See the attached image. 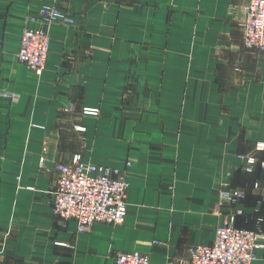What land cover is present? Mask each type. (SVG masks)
Segmentation results:
<instances>
[{"label": "crops", "instance_id": "crops-1", "mask_svg": "<svg viewBox=\"0 0 264 264\" xmlns=\"http://www.w3.org/2000/svg\"><path fill=\"white\" fill-rule=\"evenodd\" d=\"M48 1L0 0V264H116L122 251L189 264L238 208L239 227L264 233V167L245 169L264 160V51L245 46L249 0H58L76 22L52 25L38 75L18 52ZM76 153L124 170L123 222L79 232L56 216L57 167ZM222 187L246 198L222 200Z\"/></svg>", "mask_w": 264, "mask_h": 264}, {"label": "built area", "instance_id": "built-area-1", "mask_svg": "<svg viewBox=\"0 0 264 264\" xmlns=\"http://www.w3.org/2000/svg\"><path fill=\"white\" fill-rule=\"evenodd\" d=\"M40 27H27L21 36L18 58L31 67L36 74H43L50 52V29L55 23L74 25L75 19L62 8L58 0L42 5ZM245 46L248 49L264 51V0H249L246 19L243 24ZM71 108L74 105L70 106ZM82 114L99 116L100 108L85 106ZM84 131L85 127L78 126ZM244 160V156H239ZM256 164L264 167V160L251 157L246 171L253 172ZM127 166L130 163L127 162ZM59 177L53 201V210L62 220L75 219L79 232L87 231L95 222L119 224L127 212L129 181L124 170L111 165L85 162L81 153L73 156L71 162L58 165ZM219 195L231 204H240L246 193L240 189L222 187ZM227 218L218 227L215 241L208 245H194L190 248L189 264H252L256 250L264 248V233L238 227L236 217ZM149 254L137 251H122L117 254L116 264H150ZM170 264H172L170 262Z\"/></svg>", "mask_w": 264, "mask_h": 264}, {"label": "snow or ice", "instance_id": "snow-or-ice-1", "mask_svg": "<svg viewBox=\"0 0 264 264\" xmlns=\"http://www.w3.org/2000/svg\"><path fill=\"white\" fill-rule=\"evenodd\" d=\"M260 148H261V149H264V144H261V145H260Z\"/></svg>", "mask_w": 264, "mask_h": 264}, {"label": "trees", "instance_id": "trees-1", "mask_svg": "<svg viewBox=\"0 0 264 264\" xmlns=\"http://www.w3.org/2000/svg\"><path fill=\"white\" fill-rule=\"evenodd\" d=\"M251 173V172H250ZM237 225V224H236ZM238 226V225H237ZM239 227V226H238Z\"/></svg>", "mask_w": 264, "mask_h": 264}, {"label": "rangeland", "instance_id": "rangeland-1", "mask_svg": "<svg viewBox=\"0 0 264 264\" xmlns=\"http://www.w3.org/2000/svg\"><path fill=\"white\" fill-rule=\"evenodd\" d=\"M77 154V153H76Z\"/></svg>", "mask_w": 264, "mask_h": 264}]
</instances>
